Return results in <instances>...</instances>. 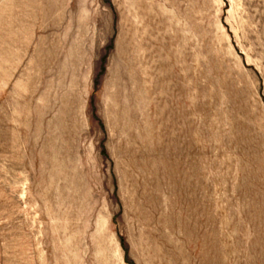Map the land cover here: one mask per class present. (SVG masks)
Instances as JSON below:
<instances>
[{"label": "rangeland", "instance_id": "1", "mask_svg": "<svg viewBox=\"0 0 264 264\" xmlns=\"http://www.w3.org/2000/svg\"><path fill=\"white\" fill-rule=\"evenodd\" d=\"M0 264H264V0H0Z\"/></svg>", "mask_w": 264, "mask_h": 264}]
</instances>
